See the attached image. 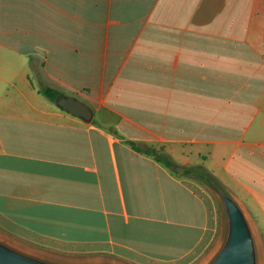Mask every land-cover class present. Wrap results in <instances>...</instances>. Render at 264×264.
Here are the masks:
<instances>
[{
	"label": "crops",
	"instance_id": "crops-1",
	"mask_svg": "<svg viewBox=\"0 0 264 264\" xmlns=\"http://www.w3.org/2000/svg\"><path fill=\"white\" fill-rule=\"evenodd\" d=\"M205 173L264 260V0H0L1 236L72 262L201 264L222 229Z\"/></svg>",
	"mask_w": 264,
	"mask_h": 264
},
{
	"label": "water",
	"instance_id": "water-1",
	"mask_svg": "<svg viewBox=\"0 0 264 264\" xmlns=\"http://www.w3.org/2000/svg\"><path fill=\"white\" fill-rule=\"evenodd\" d=\"M56 105L65 112L89 121L90 108L72 96L58 95ZM172 170H183L177 165ZM206 179V180H205ZM204 181L221 206L222 229L217 245L201 264H264L261 242L243 206L210 174ZM0 264H114L103 260L65 261L35 252L0 235Z\"/></svg>",
	"mask_w": 264,
	"mask_h": 264
},
{
	"label": "trees",
	"instance_id": "trees-1",
	"mask_svg": "<svg viewBox=\"0 0 264 264\" xmlns=\"http://www.w3.org/2000/svg\"><path fill=\"white\" fill-rule=\"evenodd\" d=\"M38 92L52 102H55L57 96L60 95L59 91L46 85L45 83L42 82V80L38 81ZM146 151L147 153H150L153 156H155V158L162 164L168 167H171L173 165V162L165 153L160 151L158 152L157 150L154 149V147L151 146L148 149H146Z\"/></svg>",
	"mask_w": 264,
	"mask_h": 264
},
{
	"label": "rangeland",
	"instance_id": "rangeland-1",
	"mask_svg": "<svg viewBox=\"0 0 264 264\" xmlns=\"http://www.w3.org/2000/svg\"><path fill=\"white\" fill-rule=\"evenodd\" d=\"M33 79L36 81V75L33 74ZM201 175V174H200ZM201 178L199 179L206 187H208V185L206 184V181H204V175L200 176ZM206 180V179H205ZM217 205L219 206V208L221 209V206L217 200Z\"/></svg>",
	"mask_w": 264,
	"mask_h": 264
}]
</instances>
